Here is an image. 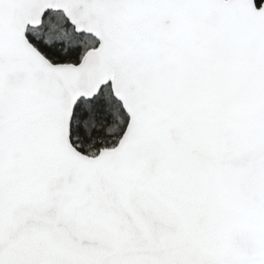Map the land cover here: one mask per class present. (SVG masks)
Wrapping results in <instances>:
<instances>
[{
	"label": "snow or ice",
	"instance_id": "6c2138e0",
	"mask_svg": "<svg viewBox=\"0 0 264 264\" xmlns=\"http://www.w3.org/2000/svg\"><path fill=\"white\" fill-rule=\"evenodd\" d=\"M0 264H264V0H0Z\"/></svg>",
	"mask_w": 264,
	"mask_h": 264
}]
</instances>
